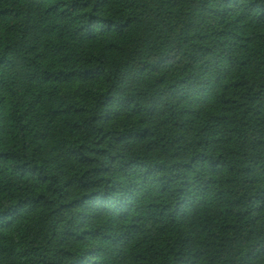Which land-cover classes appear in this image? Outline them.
<instances>
[{"label": "trees", "instance_id": "16d2710c", "mask_svg": "<svg viewBox=\"0 0 264 264\" xmlns=\"http://www.w3.org/2000/svg\"><path fill=\"white\" fill-rule=\"evenodd\" d=\"M0 264H264V0H0Z\"/></svg>", "mask_w": 264, "mask_h": 264}]
</instances>
